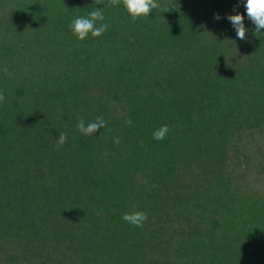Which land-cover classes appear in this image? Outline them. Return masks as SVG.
I'll return each mask as SVG.
<instances>
[{
    "label": "trees",
    "instance_id": "trees-1",
    "mask_svg": "<svg viewBox=\"0 0 264 264\" xmlns=\"http://www.w3.org/2000/svg\"><path fill=\"white\" fill-rule=\"evenodd\" d=\"M244 2L133 21L107 0H0V264H264V30ZM97 8L107 31L79 40Z\"/></svg>",
    "mask_w": 264,
    "mask_h": 264
},
{
    "label": "clouds",
    "instance_id": "clouds-1",
    "mask_svg": "<svg viewBox=\"0 0 264 264\" xmlns=\"http://www.w3.org/2000/svg\"><path fill=\"white\" fill-rule=\"evenodd\" d=\"M97 4L103 3V0H95ZM109 6L123 5L127 13L131 16L133 21L140 18H146L151 15L152 11L158 10L160 5L158 0H107ZM247 17L255 25L254 34L262 33L264 30V0H246L244 2ZM169 11L167 9L164 10ZM215 19L219 20L221 17L217 13L214 16ZM227 19L232 24L236 36L241 39H246V28L244 24L243 14H229ZM104 21V13L101 9L97 8L90 11L86 16H80L74 18L69 24L71 32L79 39L84 40L91 34L92 37H99L103 35L107 29L108 24L102 23ZM258 36V35H257ZM5 75L11 76L7 66L2 68ZM5 100V95L0 91V102ZM131 124V120L127 121ZM107 125V121L102 116H97L91 123L85 125V122L81 119L77 124V130L85 137L93 135L98 129L104 128ZM169 132L168 125H162L153 132V139L163 140ZM67 141V133L60 132L59 138L55 142L56 150H60ZM114 143L119 144L120 138L116 137ZM122 219L135 226L143 227L144 223L148 220V215L144 211H132L125 212L122 215ZM79 223V222H78Z\"/></svg>",
    "mask_w": 264,
    "mask_h": 264
}]
</instances>
